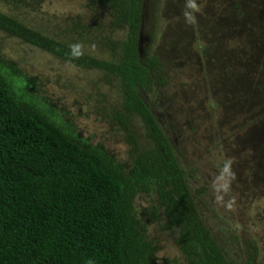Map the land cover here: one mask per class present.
Listing matches in <instances>:
<instances>
[{
    "label": "trees",
    "instance_id": "16d2710c",
    "mask_svg": "<svg viewBox=\"0 0 264 264\" xmlns=\"http://www.w3.org/2000/svg\"><path fill=\"white\" fill-rule=\"evenodd\" d=\"M33 1L42 2L0 3ZM151 1L150 38L159 33L153 29L152 14L161 6V0ZM230 1L232 10L242 7L239 0ZM96 3L104 7L108 25L122 31L115 41L107 35L99 38L108 51L102 58L93 55L88 45L93 41L84 35L90 27L79 20L66 22L59 37L49 36L0 9L1 31L99 74L91 79L94 113L121 130L128 145L123 164L103 143L78 132L45 98L31 93L32 80L0 58V264H157L159 248L149 239L148 222L174 234L185 264H253L250 246L242 257L235 252L240 249L236 234L208 225L212 195L175 144L182 129L176 119L165 116L161 121L156 116L154 106L159 112H164L163 105L169 110L171 106L160 90L167 85L165 61L152 51V42H140L144 0ZM75 44L83 46L79 58L78 50L70 47ZM217 44L212 40L195 55L212 62ZM104 88L115 96L110 99ZM256 103L251 100L244 107ZM259 117L264 119V113L242 128L261 145L264 126L256 124ZM261 159L258 156L249 169L254 180L264 175ZM139 195L151 199L147 207L136 205Z\"/></svg>",
    "mask_w": 264,
    "mask_h": 264
},
{
    "label": "rangeland",
    "instance_id": "374dc122",
    "mask_svg": "<svg viewBox=\"0 0 264 264\" xmlns=\"http://www.w3.org/2000/svg\"><path fill=\"white\" fill-rule=\"evenodd\" d=\"M41 1L29 5L0 3V9L49 36L59 37L66 22L79 20L90 27L84 35L92 39L88 45L96 57L108 56L107 49L99 44L100 37L107 35L112 41L122 37L120 29L108 25L104 7L94 4L97 0ZM149 1L144 2L140 42L143 45L152 42V51L165 61L167 85L160 90L171 106L166 109L161 101L165 115L154 106L156 116L161 121L165 116L169 121L176 119L182 129L175 144L197 170L199 183L208 187L212 195L208 225L214 228L218 225L236 234L240 249L235 252L245 257L248 245L249 252L254 253L253 264H264V169L257 180L249 171L258 156L264 163V139L261 145L257 144V139L248 135L247 138L242 128L264 113V0H239L242 7L237 11L229 7L233 4L230 0H199L202 12L191 26L184 23L181 15L184 0H161V6L152 14L157 26L153 25V29L159 33L152 38L149 37L152 23L148 22L150 9L154 7H150ZM212 40L219 42L213 61H201L195 53ZM0 58L10 61L32 80L31 93L45 98L47 105L56 108L63 119H70L78 132L103 143L124 164L128 148L124 134L94 113L97 107L91 98V79L99 78L97 72L79 69L1 30ZM256 87L260 93L255 91ZM149 94L151 99L153 92ZM112 95L115 96L113 91L108 94L110 99ZM251 100L257 102L256 106L244 107ZM257 120L258 126H264V119ZM134 124L141 131L138 119ZM245 138H250V142H244ZM228 161L236 178L225 174L224 179L217 180ZM214 181L219 191H214ZM225 184L229 185L227 193L223 191ZM217 196L223 199L217 201ZM150 202L151 199L141 195L136 199L138 207H147ZM147 224L149 239L159 248L155 254L157 264H174V259L177 264H184L173 242L174 234L162 231L159 223Z\"/></svg>",
    "mask_w": 264,
    "mask_h": 264
},
{
    "label": "clouds",
    "instance_id": "9594fccd",
    "mask_svg": "<svg viewBox=\"0 0 264 264\" xmlns=\"http://www.w3.org/2000/svg\"><path fill=\"white\" fill-rule=\"evenodd\" d=\"M144 2H145V0H144ZM143 7H144V3H143ZM201 12H202V4L199 2V0H184L181 15L183 16L184 23L186 25L191 26V25H194L195 23H197V14H199ZM143 18H144V16H143ZM148 23H150V22H148ZM70 47L73 50H78L75 53L76 58H79L80 56L83 55V51H82L83 46L82 45L75 44V45H72ZM225 174H227V176L233 180L236 178L235 172L232 171L231 161H228L225 163L223 169L221 170L220 175L217 177V180L224 179ZM213 189H214V191H219V189H216L215 181L213 183ZM223 191L225 193H227L229 191V185L228 184H225L223 186ZM216 199H217V201H221L223 199V197L217 196ZM228 206L231 207V203Z\"/></svg>",
    "mask_w": 264,
    "mask_h": 264
},
{
    "label": "flooded vegetation",
    "instance_id": "af4514ba",
    "mask_svg": "<svg viewBox=\"0 0 264 264\" xmlns=\"http://www.w3.org/2000/svg\"><path fill=\"white\" fill-rule=\"evenodd\" d=\"M149 4H150V7H151V6H152V5H151V4H152V1H151V0L149 1ZM183 262H184V264H185V261H183Z\"/></svg>",
    "mask_w": 264,
    "mask_h": 264
},
{
    "label": "water",
    "instance_id": "95a60500",
    "mask_svg": "<svg viewBox=\"0 0 264 264\" xmlns=\"http://www.w3.org/2000/svg\"><path fill=\"white\" fill-rule=\"evenodd\" d=\"M146 12V11H145ZM143 15H144V7H143ZM143 22H144V19H143Z\"/></svg>",
    "mask_w": 264,
    "mask_h": 264
}]
</instances>
